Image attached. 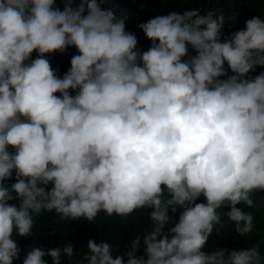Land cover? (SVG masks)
<instances>
[{
    "label": "clouds",
    "instance_id": "9594fccd",
    "mask_svg": "<svg viewBox=\"0 0 264 264\" xmlns=\"http://www.w3.org/2000/svg\"><path fill=\"white\" fill-rule=\"evenodd\" d=\"M59 3L0 0V264L21 259L17 237L34 241L22 264H264V235L206 251L221 209L248 237L264 193V15L227 37L213 10L156 15L143 50L110 0ZM72 47L61 77L50 57ZM144 209L149 228L123 245L37 244L44 213L91 225Z\"/></svg>",
    "mask_w": 264,
    "mask_h": 264
},
{
    "label": "trees",
    "instance_id": "16d2710c",
    "mask_svg": "<svg viewBox=\"0 0 264 264\" xmlns=\"http://www.w3.org/2000/svg\"><path fill=\"white\" fill-rule=\"evenodd\" d=\"M61 9L63 4H58ZM106 8H113L121 16L126 17L128 30L134 31L138 37L139 45L143 50H147L151 42L147 39L143 31L139 28V24L146 22L148 19L156 15L168 14L172 11L182 13L188 9H201V14L213 10L216 15H225L224 34L227 37L232 31L243 29L245 21L253 16L264 15V0H194V2L181 4V0H110V3L102 5ZM233 13L238 14L237 22L233 23ZM78 54L77 50L72 47L68 53L61 54L57 52L51 56V62L54 68L60 71L58 75L61 77L70 67V58L72 55ZM192 54H195L194 52ZM35 56V54H34ZM264 71V68L257 66V74ZM255 200L257 207L248 209L255 216L253 232L248 237L235 234L234 222L228 221L223 217V211L230 209H221V215L224 219V227L221 229V236L217 237L213 234L210 237L206 251H211L213 246L216 247H248L257 242L261 235H264V193H256ZM203 200V197L200 198ZM10 203L19 204L18 200ZM240 207H244L240 205ZM148 210H140L128 217L112 216L109 217L105 213H101L96 221L91 225L87 221H61L58 216L53 213H44L42 216L36 217L35 232L37 234V244L45 248L66 245L74 242V248L79 251L82 245L86 244L88 239H107L113 244L123 245L133 233H140L149 228V220L147 218ZM178 219V213H177ZM55 230V234H51ZM51 234V235H50ZM18 243L23 251L21 259L14 261V264H22L24 256L34 243L31 237H17ZM85 250L86 246H85ZM262 251H264V242H262ZM123 252V248H121ZM48 264H52L50 257H45ZM62 264H69L68 258H62Z\"/></svg>",
    "mask_w": 264,
    "mask_h": 264
}]
</instances>
